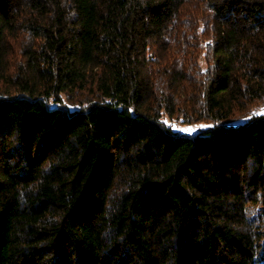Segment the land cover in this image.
Returning <instances> with one entry per match:
<instances>
[{"label": "trees", "instance_id": "obj_1", "mask_svg": "<svg viewBox=\"0 0 264 264\" xmlns=\"http://www.w3.org/2000/svg\"><path fill=\"white\" fill-rule=\"evenodd\" d=\"M262 107L264 0H0V264H264Z\"/></svg>", "mask_w": 264, "mask_h": 264}, {"label": "rangeland", "instance_id": "obj_2", "mask_svg": "<svg viewBox=\"0 0 264 264\" xmlns=\"http://www.w3.org/2000/svg\"><path fill=\"white\" fill-rule=\"evenodd\" d=\"M259 114H264V107L259 109ZM164 121L166 124L171 125L172 127L174 126L176 130L181 131V132L193 133L203 127L202 124H195L194 126H191V127L183 126L182 124H173L171 121H169L168 118H165Z\"/></svg>", "mask_w": 264, "mask_h": 264}]
</instances>
